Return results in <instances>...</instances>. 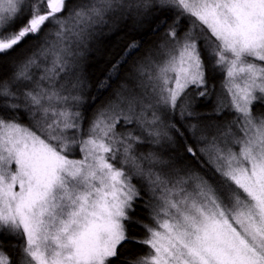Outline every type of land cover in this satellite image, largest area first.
Masks as SVG:
<instances>
[{"label":"snow or ice","instance_id":"6c2138e0","mask_svg":"<svg viewBox=\"0 0 264 264\" xmlns=\"http://www.w3.org/2000/svg\"><path fill=\"white\" fill-rule=\"evenodd\" d=\"M0 264H264V0H0Z\"/></svg>","mask_w":264,"mask_h":264},{"label":"trees","instance_id":"16d2710c","mask_svg":"<svg viewBox=\"0 0 264 264\" xmlns=\"http://www.w3.org/2000/svg\"><path fill=\"white\" fill-rule=\"evenodd\" d=\"M170 22V21H169ZM163 22L157 27H162ZM107 31V30H106ZM111 35H100L99 38L92 42L88 47L82 57L83 68L86 71V74L90 81L94 82V79H99L108 68L109 63L115 58L116 54L124 47V45L133 37L137 39V42L142 45V48L147 49L151 47L156 41L160 39V35L156 31H150L146 25L143 29L135 31L133 27L129 26L127 29L122 27H117ZM105 32V31H104ZM94 45V46H93ZM213 86L217 93L222 91L221 81L219 78L213 81ZM115 87V85H113ZM89 92H93V89L89 87ZM99 97L97 96V99ZM92 103V101H87ZM201 108L211 107V104L201 103L197 101ZM180 156L183 157L184 153L180 150ZM186 164H191L195 166V161L191 158L186 159ZM147 200V197H145ZM144 208V205H137V212L143 215L141 211ZM8 244H5V247H8ZM14 247V245H13Z\"/></svg>","mask_w":264,"mask_h":264},{"label":"rangeland","instance_id":"374dc122","mask_svg":"<svg viewBox=\"0 0 264 264\" xmlns=\"http://www.w3.org/2000/svg\"><path fill=\"white\" fill-rule=\"evenodd\" d=\"M112 32H113V31H105L102 35H106V34L111 35ZM92 42H93V41H92ZM92 42H90L89 45H91ZM88 47H89V46H88Z\"/></svg>","mask_w":264,"mask_h":264}]
</instances>
